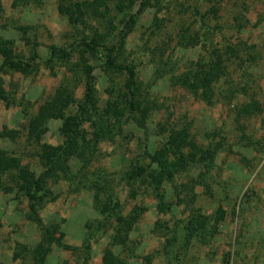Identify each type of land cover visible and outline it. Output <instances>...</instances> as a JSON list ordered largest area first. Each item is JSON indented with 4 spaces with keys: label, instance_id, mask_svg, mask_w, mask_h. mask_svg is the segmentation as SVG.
Masks as SVG:
<instances>
[{
    "label": "rangeland",
    "instance_id": "obj_1",
    "mask_svg": "<svg viewBox=\"0 0 264 264\" xmlns=\"http://www.w3.org/2000/svg\"><path fill=\"white\" fill-rule=\"evenodd\" d=\"M0 1V38L12 42L17 54L29 56L35 51L42 60L47 57L49 46H68L81 31L80 26L72 25L59 13L58 7L72 8L75 3L92 2ZM133 1L131 13L140 8L141 0ZM127 2L129 0H106L112 21L119 28L129 4L123 11L118 6ZM197 10L200 15H206L209 36L223 46V51L228 45L238 49L236 55H229L225 61L227 74L215 85L211 105L182 88L176 79L190 64L206 55V48L182 42L179 37L181 29H186L188 34L198 29ZM125 57L127 62L136 65L141 89L152 108L147 129L137 127L130 116L123 119L113 140L100 144L96 157L84 170V181L93 178L94 173L104 174L117 192L124 215L134 206H144L146 211L117 247L110 246L114 231L107 230L91 242L87 261L79 254L53 247L45 264H103V251L107 247L125 264H165L160 255L167 229L175 218H184L197 210L213 223L219 208L224 212V219L217 225L215 235L205 242L193 240L180 264H226L227 261L229 264H264V0H150L127 37ZM91 63L96 66V96L99 106L103 107L113 81L100 69L98 60ZM68 75L70 72L63 65L51 71L42 64L29 76L3 75L12 103L9 106L0 103V130H15L18 135L13 139L0 138V148L19 157L30 168L38 170L39 164L37 146L25 138L28 117L51 97ZM116 80L119 83L123 78ZM72 84H77L74 78ZM82 90V83L78 82L77 98H81ZM252 99L259 101L262 112L240 113L239 109ZM48 126L44 141L52 145L60 143V121H51ZM184 126L198 144L219 141L221 149L207 179L210 191L206 192L196 183L199 167L183 173L177 178L176 187L169 188V200L176 203L173 213L161 214L149 190H136V195H132L122 177L130 162H146L144 151L158 149L165 136L162 128ZM70 165L73 172L79 171L77 160H72ZM80 172L78 177L82 181V170ZM6 185L12 189L7 193L0 189V264H18V260L13 259L16 244L32 247L39 241L40 232L25 218V199L10 181ZM191 185L195 195L190 198L184 193ZM53 189L57 199L47 204L40 216L45 224L59 225L64 243L79 247L87 226L98 219L92 191L65 181H60Z\"/></svg>",
    "mask_w": 264,
    "mask_h": 264
},
{
    "label": "trees",
    "instance_id": "obj_2",
    "mask_svg": "<svg viewBox=\"0 0 264 264\" xmlns=\"http://www.w3.org/2000/svg\"><path fill=\"white\" fill-rule=\"evenodd\" d=\"M149 1L141 0L140 8L135 13L130 12L133 0L125 5L120 4V11L129 4V11L124 13L119 22L120 28L112 21L106 0L75 3L72 8L60 5L59 13L65 15L72 25L80 26L81 31L68 46H49L44 60L35 51L29 56L17 54L12 42L0 38V103H5L6 106L12 101L5 89L3 75L18 73L29 76L36 73L41 64L51 71L56 66L63 65L70 72V76L61 80L51 97L40 104L34 114L29 115L25 125L26 140L38 148L36 156L39 169L30 168L19 157L0 148V189L7 193L12 189L6 185L7 181L12 183L16 192L26 201V220L34 224L40 232V239L34 246L16 244L13 259L18 260V264H45L53 247L79 254L87 261L91 242L97 236L107 230L114 231L110 246L117 247L127 239L140 216L146 211L144 206H134L124 215L117 192L110 186L109 179L104 174L94 173L93 178L84 181V170L96 157L100 144L113 140L126 117H132L137 127L147 129L152 108L141 89L136 65L126 61L125 52L127 37L136 25L141 10ZM213 10L212 14L215 13ZM1 12L0 1V16ZM197 13L200 15L201 12L197 10ZM205 20L206 15L201 14L198 29L193 33L188 34L186 29H181L180 40L192 45L200 44L206 48V55L200 56L176 79L182 88L211 105L215 85L227 74L225 61L229 55H236L238 49L228 45L223 51V46L210 38ZM201 24L203 27H200ZM95 60L99 61L100 69L113 81L112 89L107 90L108 98L103 107L99 106L96 96V66L91 63ZM120 76L123 80L117 83L116 78ZM72 78L77 84L82 83L81 98L76 97L77 84H72ZM239 111L252 115L262 112V108L258 100L252 99ZM51 121H60L59 133L62 141L56 145L44 141ZM162 129L165 136L158 149L153 152L144 151L146 162H130L122 180L131 189L132 195H136V190H149L156 200L157 211L161 214H172L176 203L169 200V188L176 187L175 182L181 174H187L199 167L196 183L206 192L210 191L208 180L216 166L215 159L221 143L210 141L205 145L198 144L187 126ZM17 135L18 131L15 130H0V138L13 139ZM74 159L80 164L77 172H73L70 165ZM81 170L82 181L78 177ZM60 181L68 182L76 188L80 184L82 188L92 191L93 208L98 219L87 226L79 247L64 243V234L59 231V225L45 224L40 216V211L47 204L56 201L57 195L53 187ZM192 189L193 186H189L184 195L194 197ZM223 215L224 212L219 208L213 223L197 210H192L184 218H175L172 226L167 229L168 235L160 255L164 263L180 264L193 240L205 242L215 235L217 225L224 219ZM102 260L103 264H125L109 247L104 249ZM147 262H151L149 258Z\"/></svg>",
    "mask_w": 264,
    "mask_h": 264
}]
</instances>
